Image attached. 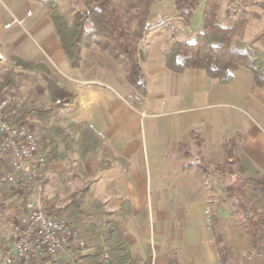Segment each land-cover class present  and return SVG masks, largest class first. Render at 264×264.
<instances>
[{"label":"crops","instance_id":"obj_1","mask_svg":"<svg viewBox=\"0 0 264 264\" xmlns=\"http://www.w3.org/2000/svg\"><path fill=\"white\" fill-rule=\"evenodd\" d=\"M222 1L220 20L225 23L229 1L224 5ZM58 2L62 8V0ZM188 23L179 17L174 0L154 2L150 28L141 42L144 95L99 49L86 50L81 67H72L47 10L35 0H0V54L11 65L15 80L20 73L30 78L24 79L28 105L51 104L45 81L49 74L15 66L13 57L45 64L61 85L74 92L56 116L88 121L111 156L99 147L86 159L51 161L43 175L45 187L51 179L63 176L64 183V177L71 175L69 182L75 183L71 198L88 186L78 201L81 208L97 198L108 210L117 211L129 201L131 215L117 223L136 260L264 264L225 188L237 176L219 177L218 166L223 159L220 147L233 139L264 175V94L244 65L227 84L202 68L171 71L165 54L175 41L189 40L185 36L189 33L181 31ZM169 24L180 29L175 33ZM198 31L191 33L193 37ZM28 116L36 122L32 114ZM104 158L111 166L100 169ZM63 164L70 167L66 173ZM10 193L5 195H14L15 203L16 192ZM46 196L49 200L47 192ZM79 228L83 236L87 227Z\"/></svg>","mask_w":264,"mask_h":264},{"label":"trees","instance_id":"obj_2","mask_svg":"<svg viewBox=\"0 0 264 264\" xmlns=\"http://www.w3.org/2000/svg\"><path fill=\"white\" fill-rule=\"evenodd\" d=\"M35 1L47 10L72 67H81L86 50L99 49L110 54L125 70L126 80L134 90L141 95L146 93L147 83L140 62L141 42L150 28L149 17L156 0H80L83 10L76 11L72 16L62 10L58 0ZM174 2L179 16L186 22H190L200 3L199 0ZM248 2L229 0L226 21L223 23L220 20L221 0H206L201 28L194 39L174 42L165 54L167 67L173 72L202 68L209 77L227 84L244 65L253 74L255 86L264 94V49L256 44L264 35V30L253 39H246L249 11L245 5ZM261 4L264 8V2ZM13 63L15 66L39 69L49 74L45 75V81L51 104L31 106L19 117L20 120L32 114L36 119L34 131L47 153L43 175L51 161L71 160V156L86 159L97 153L99 147L106 156H111L110 150L103 147L102 140L88 121L56 116L59 108L72 101L74 92L61 85L58 78L50 74L48 66L18 57H13ZM15 86L16 80L12 71H9L0 80V87ZM220 150L223 159L218 165L219 170L237 176L225 186L226 191L242 215L244 230L252 239L254 252L264 256V175L235 140L225 141ZM110 166V160L104 158L100 161V169ZM70 179L71 175H67L63 182L68 183ZM87 190L88 186H84L62 207L55 205L69 212L76 224L87 227L82 230V234L93 249L88 253H75L77 264H151L150 258L140 262L133 257L125 234L117 223L118 218L131 215L130 202L126 201L119 210L111 211L104 201L96 198L81 208L78 201L85 197ZM16 196L15 203H6L7 200L0 203L3 213L26 212L31 207V190L16 192ZM59 201V197L47 198L48 204H57ZM6 241L0 242V250H3ZM104 254H107V258H103ZM30 264L69 262L62 256H56ZM169 264L177 263L170 259Z\"/></svg>","mask_w":264,"mask_h":264},{"label":"built area","instance_id":"obj_3","mask_svg":"<svg viewBox=\"0 0 264 264\" xmlns=\"http://www.w3.org/2000/svg\"><path fill=\"white\" fill-rule=\"evenodd\" d=\"M10 70L11 65L0 54V75ZM26 107V99L15 88L0 93V194L29 189L33 197L31 207L11 223L9 243L0 250V264H30L56 256L77 264L75 253H88L93 247L59 206L54 210L48 207L43 177L47 153L34 123L25 117L19 120Z\"/></svg>","mask_w":264,"mask_h":264},{"label":"rangeland","instance_id":"obj_4","mask_svg":"<svg viewBox=\"0 0 264 264\" xmlns=\"http://www.w3.org/2000/svg\"><path fill=\"white\" fill-rule=\"evenodd\" d=\"M62 2H63V4H62L63 11H65L67 13V15H69V16L74 15V13L76 11L83 10V4H82V2L80 0H62ZM199 2H200L199 6L193 12L192 18H191L190 22L187 24L186 28H184V27L182 28V26H181V31L182 32H185V33L188 32L189 33V34L185 35V36H188L189 40L194 39L196 34H197L196 33L195 36L193 37V34H191V33L196 31V30H198V29H200L201 26H202V22H203V14L202 13H203V7H204V4H205L206 0H199ZM223 2H225V1L223 0L222 4H223ZM261 2H264V0H257V1L249 0L248 4L245 5L246 9L249 11V15H248V17H249V25H248L246 33H245V37H246L247 40L253 39L259 32L264 30V8L261 7L262 6ZM223 15H224V11H223ZM179 17L184 22H186L181 16H179ZM169 25H170V27L172 29V24H169ZM178 26L179 25L176 26L175 30L172 29V31H174L176 33L178 28L180 29V27H178ZM256 44L258 46H260V48L264 49V35L256 42ZM103 53H105V52H103ZM107 55H108V57H110L109 59H111V61H114V59L110 56V54H107ZM6 73L7 72H3V73H1V75L4 76ZM17 76L18 77L16 78V86L13 87V88H15L16 92L19 93L20 95H22L25 98L26 96L24 95V92L28 93V91H27L28 89L24 85L26 83V81H24V79H26L27 76H25V75H23L21 73L19 75H17ZM29 79L30 78H27L26 80H29ZM39 80L40 79L37 78V82H39ZM43 84H44V82H43ZM28 86L29 85H27V87ZM6 88L5 87H0V93L5 91ZM24 89H25V91H23ZM37 91L35 93H37ZM32 106H36V105H32ZM64 106H66V104H64ZM29 107H31V105L27 104L26 108H29ZM24 119H28V120L32 121L34 123L32 125L33 129H34V127L36 126V122H34L33 118L31 116H25ZM64 166H65L64 173H66V171H68V169H70V167L67 164H63V167ZM222 175H225V174L223 173V171L219 170V177L222 176ZM61 178H63V176L60 177V178L56 177V179L55 178L51 179L49 181V185L47 187H45V193L47 192V195H48L49 198L59 197V200H60L59 202H57V204L49 203L48 204L49 209L55 207V205H59L60 207H62L66 201H69L71 199V196H72L71 186H72V184H73V186H75V183L74 182L72 184H70V182L62 183L61 182ZM5 194H11V193H10V191H9V193H8V191L2 192L0 194V203H3L6 200H7L6 203H9V202L13 203L15 201V196L14 195H13V197L9 196L10 198H8V197H6ZM230 200L232 201V198H230ZM17 214H19V212H14L13 211V212L3 213L0 210V242L2 240L6 241L8 239L10 231H11V229H10L11 223H12L13 219H15Z\"/></svg>","mask_w":264,"mask_h":264}]
</instances>
